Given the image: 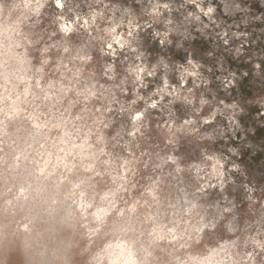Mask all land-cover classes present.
Returning a JSON list of instances; mask_svg holds the SVG:
<instances>
[{
  "label": "rangeland",
  "instance_id": "rangeland-1",
  "mask_svg": "<svg viewBox=\"0 0 264 264\" xmlns=\"http://www.w3.org/2000/svg\"><path fill=\"white\" fill-rule=\"evenodd\" d=\"M60 2L0 0V264H264V0Z\"/></svg>",
  "mask_w": 264,
  "mask_h": 264
},
{
  "label": "bare ground",
  "instance_id": "bare-ground-1",
  "mask_svg": "<svg viewBox=\"0 0 264 264\" xmlns=\"http://www.w3.org/2000/svg\"><path fill=\"white\" fill-rule=\"evenodd\" d=\"M42 2H43V0H37V3L36 4H34V8H32V10L33 9H37V8H39V6L42 4ZM27 5V4H26ZM25 5V6H26ZM16 26V25H15ZM3 28V27H2ZM1 28V30H3ZM68 29V28H67ZM5 30V29H4ZM3 30V31H4ZM116 37V36H115ZM116 39V38H115ZM118 40V39H117ZM119 41H124V40H119ZM12 43V42H11ZM1 46V45H0ZM7 46V45H6ZM4 49V48H3ZM12 52V51H11ZM9 53V52H8ZM13 55V54H12ZM6 58V57H5ZM3 58H1V60H2ZM11 59V58H10ZM18 59V58H17ZM6 60V59H5ZM15 61V60H14ZM6 62V61H5ZM15 63V65H14V67L12 68L13 70H15V71H17L16 72V76H15V78L17 77L18 79H25L26 78V76H25V74H22L23 73V71L21 72V70L22 69H24V65L22 64V61H21V59L20 60H17V62H14ZM1 72V71H0ZM6 79H7V77H6ZM27 80V79H26ZM8 81H9V79H8ZM5 85V84H4ZM26 87V86H25ZM24 87V88H25ZM28 91V90H27ZM26 93H28V92H26ZM26 93H24L25 95H26ZM20 96V95H19ZM27 101V100H26ZM25 101V102H26ZM18 109H19V107H18V102H12V103H10L9 104V108L8 109H6L5 111H4V113L3 114H5V116H10V115H12L13 113L15 114V113H18ZM19 112H20V110H19ZM20 114V113H19ZM4 117V116H3ZM34 120V119H33ZM35 121V120H34ZM37 127H41V126H43V125H45V124H40V123H36V122H33ZM51 123V122H50ZM60 123V122H59ZM34 125V126H35ZM56 126V125H55ZM64 126V125H63ZM62 128V127H61ZM68 134L66 133V130L65 129H62V133H61V135H60V137L58 138V140H57V142H59V143H61L59 146H58V150H61L63 153H72V151L74 150V148L76 147V150L77 151H80L81 150V148L83 149L84 147H85V145H84V143H80V145L78 146H75V144L74 143H69V137L67 136ZM28 136V135H27ZM84 140V139H83ZM26 144H28V143H26ZM88 146H90V145H88ZM88 146H86V147H88ZM57 152H59V151H57ZM74 153V152H73ZM79 153V152H78ZM87 153V152H86ZM48 154V153H47ZM18 155V151L17 152H14L13 154H12V160L7 164V166L6 167H10L12 170H14V169H16L17 167L19 168V169H24V168H26V164H24V165H19V166H17L16 165V163H17V160H16V156ZM64 155V154H63ZM78 155V154H77ZM19 156V155H18ZM50 156V155H49ZM55 156H57V155H55ZM44 158V157H43ZM49 158V157H48ZM52 158V157H51ZM58 158V157H57ZM60 158V157H59ZM62 158H63V156L60 158L61 159V161L59 160V162H62ZM24 159H25V156H24ZM49 161V160H48ZM46 163H48L47 161H45ZM55 162H57L56 160H55ZM58 162V163H59ZM67 162V161H66ZM66 164V163H65ZM64 164V165H65ZM89 164V163H88ZM39 165V164H38ZM41 165V164H40ZM63 165V166H64ZM48 166V165H47ZM38 167V166H37ZM44 168L45 167H43V166H39L38 168H36V171H37V173H43L44 172ZM72 168V167H71ZM85 168V167H84ZM86 168H88V167H86ZM89 169V168H88ZM54 171V170H53ZM52 171V172H53ZM219 172V171H218ZM29 173V172H28ZM49 173H51L50 171H49ZM54 173V172H53ZM21 174H23V178L21 179V180H18L17 181V186H16V197H18L19 196V201L17 202V205H16V208L17 209H20V210H28L29 208H28V206H29V203H30V200L35 196V195H38V191L39 190H42L43 189V187H44V185L43 184H41V182H37L36 184H35V186H34V191H33V194L32 195H30V199H25V197L26 196H28L27 194H28V189H29V179L27 178V173L26 172H24V173H21ZM46 174V173H45ZM44 176H46V175H44ZM62 177V176H61ZM55 180H57V179H60V178H58V176L57 177H55L54 178ZM57 181H59V180H57ZM4 183V182H3ZM2 183V184H3ZM78 184V183H77ZM9 187H11V184L10 183H8L6 186H4V188L1 190V192H4V191H6ZM73 188V187H72ZM40 193V192H39ZM41 201H43V199H45V198H42L41 199V197L39 198ZM51 200H54V199H51ZM4 202H6V204L3 206V209H8V207H9V209H8V211L9 212H11L12 211V209L10 208V207H13V205L15 204V203H11V201H12V197H6L4 200H3ZM80 201V200H79ZM77 202V205L79 206V208H81L82 210H84L83 208H84V206H86V205H84V206H82L81 204L82 203H80V202ZM37 200H35V205H37ZM11 203V204H10ZM112 206V204H110V207ZM11 210V211H10ZM102 210V209H101ZM108 211V209H103L102 211H96L95 212V216L98 218H100L101 217V215H103V213H105V212H107ZM14 216H9V218H8V221H12V220H15V222L16 221H18L21 217H24L25 219L20 223V225H19V227H22V228H27V222L28 221H31V212L30 213H28V214H23V215H21V216H18V217H14ZM2 225H0V227H1ZM28 229V228H27ZM194 229H199L200 230V224L199 223H195V224H193V230ZM25 230V229H24ZM195 231V230H194ZM29 232V231H28ZM25 236L23 237V239L25 240V241H27V239H28V235H26V234H24ZM174 235L175 234H173V235H171L170 236V238H172V237H174ZM128 246V245H127ZM113 248V247H112ZM218 252H219V250H217V256H216V254L214 253V252H212L211 253V256L210 257H208L207 258V260H205V261H201V260H203V259H201L200 260V264H223V260H224V256H223V254H218ZM213 256H216L215 258L213 257ZM134 258L135 257H133V254H132V251L129 249V248H127V247H124V246H122V245H117V248H115V249H109L108 251H107V259H108V262H110L111 264H133V262L135 261L134 260Z\"/></svg>",
  "mask_w": 264,
  "mask_h": 264
},
{
  "label": "snow or ice",
  "instance_id": "snow-or-ice-1",
  "mask_svg": "<svg viewBox=\"0 0 264 264\" xmlns=\"http://www.w3.org/2000/svg\"><path fill=\"white\" fill-rule=\"evenodd\" d=\"M62 6H63V5L61 4L60 0H57V7H62ZM212 11H213V9H212L211 7H209V8L207 9V12H208V13H211ZM85 23H87V21H85ZM65 30H68V29H67V26H65ZM225 42H227V41H225ZM116 43H118L119 46H120L121 48L124 47V42H122V41H116ZM108 47L111 48L112 45L109 44ZM188 63L191 64L192 61L189 60ZM165 68H167V65H165ZM140 72H143V69H142V68L140 69ZM164 86H165V87L168 86V82H167V80L164 81ZM188 102L191 103L190 100H189ZM201 103H205V101H201ZM151 106H152V107H156V104L153 103ZM233 107H234V106H233ZM140 116H141V114H137V116H136L135 118H136V119H140ZM185 123H186V124H190L191 121H190V120H185Z\"/></svg>",
  "mask_w": 264,
  "mask_h": 264
}]
</instances>
